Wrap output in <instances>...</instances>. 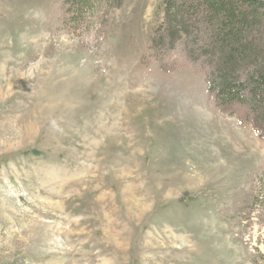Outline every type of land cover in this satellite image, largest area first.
<instances>
[{
	"label": "rangeland",
	"instance_id": "rangeland-1",
	"mask_svg": "<svg viewBox=\"0 0 264 264\" xmlns=\"http://www.w3.org/2000/svg\"><path fill=\"white\" fill-rule=\"evenodd\" d=\"M161 1L80 32L56 0H0V264H264L243 208L264 142L203 77L141 59Z\"/></svg>",
	"mask_w": 264,
	"mask_h": 264
},
{
	"label": "trees",
	"instance_id": "trees-1",
	"mask_svg": "<svg viewBox=\"0 0 264 264\" xmlns=\"http://www.w3.org/2000/svg\"><path fill=\"white\" fill-rule=\"evenodd\" d=\"M123 4L56 0L53 18L58 30L105 31ZM158 8L141 59L203 77L215 105L240 115L264 142V0H162ZM253 180L257 192L248 194L243 208L256 202L264 211V162Z\"/></svg>",
	"mask_w": 264,
	"mask_h": 264
}]
</instances>
